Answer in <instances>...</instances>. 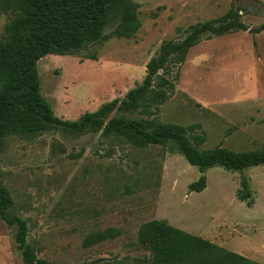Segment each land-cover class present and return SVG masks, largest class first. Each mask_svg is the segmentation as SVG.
Listing matches in <instances>:
<instances>
[{"label": "rangeland", "instance_id": "374dc122", "mask_svg": "<svg viewBox=\"0 0 264 264\" xmlns=\"http://www.w3.org/2000/svg\"><path fill=\"white\" fill-rule=\"evenodd\" d=\"M127 1L140 21L133 36L114 35L117 18L102 40L39 60L41 93L54 114L79 121L113 100L119 106L143 83L165 41L180 42L192 26L233 11L244 28L204 32L182 63L173 53L158 70L173 84L165 101L134 112L116 107L102 119L179 125L200 150L261 149L264 0ZM12 18L0 10V40ZM201 176L205 188L192 191ZM0 182L13 199L9 212L25 221L31 255L46 264H155L140 237L142 225L154 220L264 264V163L200 168L174 139L137 145L91 126L46 123L0 138ZM106 228L117 236L85 242ZM17 231L0 216V264H24Z\"/></svg>", "mask_w": 264, "mask_h": 264}, {"label": "trees", "instance_id": "16d2710c", "mask_svg": "<svg viewBox=\"0 0 264 264\" xmlns=\"http://www.w3.org/2000/svg\"><path fill=\"white\" fill-rule=\"evenodd\" d=\"M131 7L127 0H0V10L13 14L5 27L6 34L0 40V138L46 123H60L73 128L102 129L104 134H119L137 145L174 139L188 162L200 168L222 163L228 168L240 169L264 163V145L261 149L242 153L224 148L200 150L179 125L151 122L146 128L134 121L111 119L105 123L102 119L116 107L134 112L165 101L167 87L173 88V84L166 76H158V70H164L173 53L177 55V62L182 63L189 49L201 41L200 35L204 32L213 31L216 36H221L244 28L239 19H233V11L222 18L192 26L180 42L165 41L160 54L148 63L143 83L130 89L119 106L118 101L113 100L94 112L83 114L79 121L62 120L54 114L41 93L39 60L47 54H71L102 40L107 26L117 18L119 23L114 35L133 36L140 21ZM217 21L220 22L218 25L215 24ZM155 75L159 80L153 85ZM205 186L206 177L201 176L190 184V189L199 192ZM12 206V196L0 182V216L7 223L18 225L16 241L23 249L24 264H46L31 255V247L25 241V221L11 215L9 209ZM117 234L115 228H106L90 234L85 242L91 244L115 238ZM140 237L149 245L155 264H259L160 220L143 224Z\"/></svg>", "mask_w": 264, "mask_h": 264}]
</instances>
